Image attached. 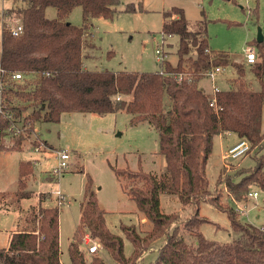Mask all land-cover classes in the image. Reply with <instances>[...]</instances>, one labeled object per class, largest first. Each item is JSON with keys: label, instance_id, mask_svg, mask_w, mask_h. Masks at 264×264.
Here are the masks:
<instances>
[{"label": "trees", "instance_id": "trees-1", "mask_svg": "<svg viewBox=\"0 0 264 264\" xmlns=\"http://www.w3.org/2000/svg\"><path fill=\"white\" fill-rule=\"evenodd\" d=\"M14 2L13 10L18 11L24 29L22 34L15 36L4 25L0 64L8 70L24 72L31 80L27 79L24 85L12 83L5 93L6 108L20 118L24 110L32 107L33 112L26 119L33 123L39 120L59 122L67 112L126 111L132 114V125L147 121L155 127L166 162L161 175L142 170L128 173L131 179L145 182L144 187L131 186L128 193L153 223L144 236L135 226H122L134 245L129 258L124 253L123 238L107 227L105 210L99 206L92 190V179H88L81 221L69 247L71 264H106L98 257L86 261L77 240L83 228H87L119 264H136L151 244L164 235L166 242L158 250L154 264H264V226L242 223L231 207L220 203V197L212 199L211 203L227 212L233 230L240 232L239 237L226 243L209 240L200 232V225L209 219L199 216L198 206L194 217L184 223L186 231L195 238L192 242L185 239L179 226L166 233L177 215L161 210V194L177 195L181 203L187 205L193 201L198 203L203 195L210 193L207 163L216 135L234 132L250 142V152L264 148V41L257 40L258 60L251 65L232 60L227 53L212 51L210 54L206 51L209 48L206 21H202L203 28L191 30L184 10L173 7L164 13L162 32L180 37L178 62L173 65L166 59L161 68L169 74L188 72L195 76L194 83H178L173 76L163 75L161 70H90L84 67V60L88 56L86 51L94 48L89 33L91 20L113 19L118 12L115 6L121 4V0ZM50 6L57 9L55 18L46 15ZM78 6L83 11L82 26L68 20ZM137 9L135 3L130 2L123 11ZM213 65H232L236 71L229 88L217 93V108L210 106V96L198 85L202 73ZM253 82L258 84V89L251 85ZM7 124L8 121L0 116V125ZM5 150L0 134V153ZM256 160L254 168L235 174L239 179L228 175L224 180L226 191L237 201L248 198L253 186L264 190V154ZM33 170L32 160L20 162L19 191L14 193L17 200L29 197L25 191L26 177ZM115 171L120 176L125 173ZM8 193L0 192V202H3L1 196ZM39 214L42 215L39 228L17 231L8 248L0 249V264H62L59 208H42Z\"/></svg>", "mask_w": 264, "mask_h": 264}, {"label": "rangeland", "instance_id": "rangeland-1", "mask_svg": "<svg viewBox=\"0 0 264 264\" xmlns=\"http://www.w3.org/2000/svg\"><path fill=\"white\" fill-rule=\"evenodd\" d=\"M6 2L7 0H0V50L4 25L10 29L20 21V15L15 9L4 18V24L2 10L3 6L8 5ZM130 2L135 3L137 11H123L124 6ZM10 4L12 6L14 0H10ZM115 7L118 12L113 19L98 17L91 20L89 33L94 48L86 51L88 56L85 58V64L90 70L159 71L162 67L156 53L159 47L163 48L168 61L177 64L180 37L164 35L162 32L164 13L173 7L184 10L191 30L203 28L201 24L205 20L209 48L217 54L227 53L235 61H245V53L250 46L258 53L259 28L264 35V0H121V4ZM46 14L48 18H55L57 9L50 6ZM68 20L74 25L82 26V8L75 7ZM235 74L234 67L229 65L222 76L229 82ZM27 79L31 80V77H26L20 83L26 84ZM217 85L222 89L228 87L226 82L221 81ZM251 85L255 89L259 88L256 82ZM200 86L211 93L210 79H202ZM166 104L168 108V103ZM32 112L33 108L29 107L22 113V118ZM131 118L132 114L126 111L105 114L67 112L62 114L59 122L37 121L35 131L21 140L2 136L6 150L0 153V192L10 193L1 196L0 249L8 246L14 230L39 228L42 217L39 212L42 208L58 207L61 260L62 263L69 264V247L81 221L82 203L88 179L91 178L92 190L99 206L105 210L107 227L123 238L124 253L126 257H131L134 245L122 226H135L144 236L152 229L153 223L140 211L136 201L128 193L131 186L144 187L145 182L131 179L128 173L142 170L161 175L166 168L165 158L160 151L158 131L147 121L132 125ZM262 130L264 132V106ZM34 135L49 145L46 152L34 151ZM238 141L234 134L215 136L207 163L210 193L203 195L198 203L193 201L183 205L177 195L161 194L162 212L177 215L166 233L179 226L181 234L188 242L195 240L186 231L184 223L194 217L198 206L199 216L209 219V222L200 225V232L207 239L226 243L239 237L240 232L233 230L227 212L211 203L212 199L218 197L224 207L232 208L242 223L259 227L264 225V190L253 186L251 190L259 192L258 198L248 197L242 201L235 200L226 191L224 180L228 175L234 176L235 180L239 179L235 174L254 168L257 156L264 154V148L254 149L239 159H225L229 148ZM62 148L71 153L69 168L59 180H53L49 171L57 165L56 150ZM35 159H38L37 165L26 177L25 191L29 197L17 200L15 197L18 196L14 193L19 191L20 162ZM115 169L125 171L124 175H118ZM58 189L66 194L69 204L67 202L58 206ZM239 207H244L245 211L240 212ZM86 233H90L87 228L80 230L77 240L87 262L98 257L106 264H119L98 239L96 241L100 243L99 252L88 254L84 243ZM165 237L166 235L154 241L136 264L154 262Z\"/></svg>", "mask_w": 264, "mask_h": 264}, {"label": "built area", "instance_id": "built-area-1", "mask_svg": "<svg viewBox=\"0 0 264 264\" xmlns=\"http://www.w3.org/2000/svg\"><path fill=\"white\" fill-rule=\"evenodd\" d=\"M23 23L20 21L16 25H14L12 28H10L11 32L18 36L22 34L23 32ZM206 51L208 53H212V50L210 48H207ZM156 53L158 55V59L162 63L164 60H166L165 52L163 51L162 47H159L156 50ZM258 60V55L254 47L250 46L247 48L245 53V62L248 65L254 64ZM227 66L223 65H217L212 66L208 70L204 71L202 73V78H208L212 82V90L213 95L210 96V106L213 108H217V93L221 91V88L217 85L218 78L220 75H222L226 71ZM161 73L163 75H171L174 77L176 82L178 83H188L192 84L195 82L196 78L194 75L188 73V72H178L175 74H169L164 71L163 68L160 69ZM25 73L22 71H11L6 68H4L0 64V116L8 121V124L6 126L0 125V134L7 138H26V136L35 131V124L32 120L26 119V116L22 118H17L15 113L11 111L10 109L6 108L7 105L5 101V93L8 91L12 85L13 82H21L25 80ZM200 79V80H201ZM199 80V81H200ZM198 81V83H199ZM121 96L119 95L118 98ZM35 136V135H34ZM33 149L36 152L44 153L48 150L49 145L40 139L39 136H35V139L32 142ZM251 144L250 142L242 138L237 143H235L232 147L229 148L228 152L225 154V159H239L246 154L250 152ZM56 158H57V165L53 166L49 173L52 179L59 180L60 177L66 172V170L69 168V159L71 158V153L66 149H58L56 150ZM38 159H35L33 161L34 167L37 165ZM57 195V204L58 206H63L68 202V198L66 194L63 193L61 189H58L56 191ZM259 192L257 190H250L248 193L249 198H258ZM69 204V202H68ZM240 212H244L245 208L238 209ZM84 243L87 246V253L88 254H96L100 250V243L94 239L90 233H86L84 235ZM154 264V263H152Z\"/></svg>", "mask_w": 264, "mask_h": 264}, {"label": "crops", "instance_id": "crops-1", "mask_svg": "<svg viewBox=\"0 0 264 264\" xmlns=\"http://www.w3.org/2000/svg\"><path fill=\"white\" fill-rule=\"evenodd\" d=\"M8 5H6V6H3V10H2V13H3V22H4V24H5V21H4V18H6L7 17V15L9 14V12L10 11H14L13 10V7H14V4H15V2H14V4L12 5V6H10L11 4H10V0H7V2H6ZM9 10V11H8ZM47 10V9H46ZM8 11V12H7ZM47 15V14H46ZM20 21H21V19H20ZM20 21H18V22H20ZM173 64V63H172ZM173 65H176V64H173ZM84 67L85 68H87V69H89L88 68V66L85 64V60H84ZM235 76H236V74L234 75V77L233 78H235ZM202 80V79H201ZM200 80V81H201ZM233 80V79H232ZM200 81H199V83H198V85H199V87L200 88H202L204 91H205V93L206 94H208L209 96H212L213 95V90L211 91V93H209L208 91H207V89L205 88V87H201L200 86ZM218 81H221V82H226L227 84H228V87L226 88V89H228L229 88V86H230V82L231 81H229V82H227L226 80H225V78L221 75L219 78H218ZM217 81V82H218ZM222 89V88H221ZM224 134H234V135H236L237 136V138H238V140H240V139H242V138H240L236 133H234V132H230V131H226V132H224V133H221L220 135H224ZM40 191V190H39ZM39 201V200H38ZM264 226V225H263ZM260 227H262V226H260ZM25 230V229H24ZM18 230H14L13 231V234L14 233H16ZM12 234V235H13ZM11 238H12V236H11ZM11 238H10V240H11ZM10 240H9V244H10ZM165 242H166V240L164 241V244H165ZM9 244H8V246H9ZM163 244V245H164ZM162 245V246H163ZM8 246L6 247V248H8ZM82 249V248H81ZM61 263H62V260H61ZM62 264H64V263H62ZM67 264V263H66ZM69 264H71V262L69 263Z\"/></svg>", "mask_w": 264, "mask_h": 264}, {"label": "water", "instance_id": "water-1", "mask_svg": "<svg viewBox=\"0 0 264 264\" xmlns=\"http://www.w3.org/2000/svg\"><path fill=\"white\" fill-rule=\"evenodd\" d=\"M257 40L260 41V42H261V41H264V35H263V33H262L261 28H259V30H258Z\"/></svg>", "mask_w": 264, "mask_h": 264}]
</instances>
